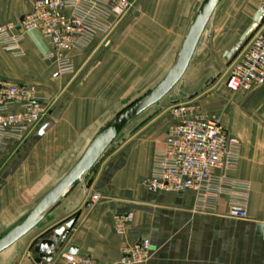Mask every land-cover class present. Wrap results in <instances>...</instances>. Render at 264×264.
Instances as JSON below:
<instances>
[{
	"label": "crops",
	"instance_id": "obj_1",
	"mask_svg": "<svg viewBox=\"0 0 264 264\" xmlns=\"http://www.w3.org/2000/svg\"><path fill=\"white\" fill-rule=\"evenodd\" d=\"M35 1L0 0V24L19 21ZM203 1L139 0V11L108 35L98 34L68 53L78 69L75 75H59L56 62L44 59L50 43L37 31L26 33L23 56L0 45V79L34 85L50 103L47 116L25 140H0V237L66 175L126 99L145 95L161 81ZM221 1L181 79L186 78L188 89L207 83L217 55L231 59L255 20L251 4L227 0L221 8ZM258 29L264 31V20ZM209 91L208 98L191 100L241 143L239 166L231 175L251 183L246 219L228 215L226 197L214 211H201L193 191L150 186L155 153L178 121L170 110L153 109L160 101L122 130L40 224L0 253V264H64L70 247L102 264H118L121 248L141 237L150 239L144 264H264V85L235 93L224 75ZM94 193L100 196L96 203ZM117 214L133 217L124 234L115 230ZM72 218L75 223L53 260L39 262L35 246Z\"/></svg>",
	"mask_w": 264,
	"mask_h": 264
},
{
	"label": "built area",
	"instance_id": "obj_2",
	"mask_svg": "<svg viewBox=\"0 0 264 264\" xmlns=\"http://www.w3.org/2000/svg\"><path fill=\"white\" fill-rule=\"evenodd\" d=\"M139 0H36L33 9L19 21L0 24V45L13 55H24L26 33L37 31L50 43L44 59L54 60L59 75H75L72 50L88 45L98 34L108 35ZM225 85L232 92L251 91L264 85V31L257 29L231 61ZM50 103L34 85L0 79V140H25L43 121ZM178 121L168 127L165 145L153 159L149 184L152 188L182 193L193 191L196 208L214 211L226 197L227 212L246 219L251 183L232 177L238 169L241 143L218 119L204 112L195 101L173 109ZM99 194L91 196L98 202ZM131 214L114 217L115 230L124 234ZM150 256V239L141 237L121 248L118 264H144ZM64 264H102L90 255L62 256Z\"/></svg>",
	"mask_w": 264,
	"mask_h": 264
},
{
	"label": "water",
	"instance_id": "obj_3",
	"mask_svg": "<svg viewBox=\"0 0 264 264\" xmlns=\"http://www.w3.org/2000/svg\"><path fill=\"white\" fill-rule=\"evenodd\" d=\"M221 0H204L197 11L181 48L166 75L161 81L141 98L124 108L90 142L82 156L66 175L30 210V212L7 233L0 237V253L15 244L41 223L48 213L60 203L62 198L96 165L107 148L133 120L153 105L165 98L185 75L201 37ZM264 20V4L260 13L238 42L235 50L239 51L248 38L258 29ZM75 218L56 228L52 237L42 239L34 248L41 260L51 262L54 254L64 244ZM75 247L68 249L69 254L76 253Z\"/></svg>",
	"mask_w": 264,
	"mask_h": 264
},
{
	"label": "rangeland",
	"instance_id": "obj_4",
	"mask_svg": "<svg viewBox=\"0 0 264 264\" xmlns=\"http://www.w3.org/2000/svg\"><path fill=\"white\" fill-rule=\"evenodd\" d=\"M233 1H238V0H233ZM226 2H227V0H222L220 7L222 8ZM239 3L240 4H251L252 6H254L255 12L253 13L252 17H253V19H256L260 13V7L258 8V6L264 4V0H239ZM255 6H256V8H255ZM138 9L139 8H136V10L134 12H138L139 11ZM233 54L230 55L231 59H230V57H224L223 58L222 54H221L222 56H220V55L216 56L217 59L216 60L214 59L213 60L214 62L212 63L213 66L211 65L213 67L212 68L213 71L211 70V74L208 76L209 80H206L207 83L204 86H201L200 88L198 87L199 88L198 90L192 89V88L188 89V88H186V85H185L187 80H186V78H184L175 86V88L165 98H163L161 100V102L159 104L154 106L153 109H156V108L161 106L160 109H166V110H170L172 112L175 107H179L180 104L185 103L186 100L188 101V100H191L195 97H200V99H203L204 97L208 98V95L210 94L209 90L212 88L213 82L220 77L224 78V75L226 77V73H227L229 65L232 61ZM226 58L227 59L229 58L228 61L226 60ZM77 73H78V70H77L76 74ZM143 95H144L143 92L142 93H136L131 98L126 99L123 102L122 109L126 108L131 103H133L137 99L141 98Z\"/></svg>",
	"mask_w": 264,
	"mask_h": 264
},
{
	"label": "trees",
	"instance_id": "obj_5",
	"mask_svg": "<svg viewBox=\"0 0 264 264\" xmlns=\"http://www.w3.org/2000/svg\"><path fill=\"white\" fill-rule=\"evenodd\" d=\"M238 51H236L234 54H233V57H232V60L233 58L237 55ZM144 123H142L141 125H143Z\"/></svg>",
	"mask_w": 264,
	"mask_h": 264
}]
</instances>
